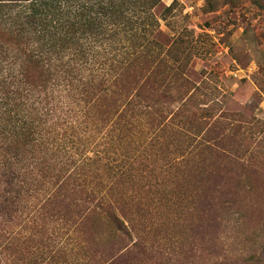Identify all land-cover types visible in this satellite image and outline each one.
<instances>
[{"label":"rangeland","instance_id":"374dc122","mask_svg":"<svg viewBox=\"0 0 264 264\" xmlns=\"http://www.w3.org/2000/svg\"><path fill=\"white\" fill-rule=\"evenodd\" d=\"M154 15L135 81L143 97L171 86L172 101L104 132L105 180L119 184L98 198L133 194L106 197L129 235L84 213L52 264H264V0H163Z\"/></svg>","mask_w":264,"mask_h":264},{"label":"trees","instance_id":"16d2710c","mask_svg":"<svg viewBox=\"0 0 264 264\" xmlns=\"http://www.w3.org/2000/svg\"><path fill=\"white\" fill-rule=\"evenodd\" d=\"M162 1L0 0L4 264L60 261L65 248L59 238L84 213L103 216L129 235L106 197L118 206L130 200L129 206L133 194L114 195L115 187L99 199L109 185L119 184L105 180L112 141L104 132L121 124L132 132L136 121L152 116L157 99L172 101L171 86H149L143 97L135 81L139 63L153 53L139 51L138 42L156 31L154 11ZM167 64H160L162 74L172 70ZM155 75L150 72L145 84ZM76 197L82 205L74 203Z\"/></svg>","mask_w":264,"mask_h":264}]
</instances>
